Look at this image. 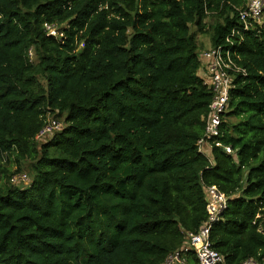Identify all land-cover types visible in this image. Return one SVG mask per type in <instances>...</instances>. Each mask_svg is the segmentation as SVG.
<instances>
[{"label": "trees", "instance_id": "1", "mask_svg": "<svg viewBox=\"0 0 264 264\" xmlns=\"http://www.w3.org/2000/svg\"><path fill=\"white\" fill-rule=\"evenodd\" d=\"M246 2L0 0V159L18 167L0 160V264H163L206 220L207 185L227 196L209 236L219 264H264V31L240 28ZM209 16L211 46L237 29L246 74L217 138L234 154L208 158L195 35ZM48 112L63 127L37 141Z\"/></svg>", "mask_w": 264, "mask_h": 264}, {"label": "built area", "instance_id": "2", "mask_svg": "<svg viewBox=\"0 0 264 264\" xmlns=\"http://www.w3.org/2000/svg\"><path fill=\"white\" fill-rule=\"evenodd\" d=\"M240 28L246 32L249 30L262 29L264 31V0H247L242 8L237 9ZM44 32L57 39L63 38L60 26L55 23H44ZM237 29L231 30L230 36L237 33ZM228 36L225 44L210 46L198 55L199 68L203 72V83L210 89L211 100L208 110L201 119L204 124L203 134L196 142L199 153L206 155L212 145L219 146L228 154H234L230 146L222 145L217 138L221 135L220 127L224 113L227 111L231 90L234 88V80L237 75H245L246 70L239 64L240 58L233 51L232 40ZM63 127L60 120L47 113L44 123L34 139L44 141L54 132ZM11 182L15 185L23 183L28 185L29 178L26 173L14 172L11 174ZM206 202V220L199 229L188 232L182 246L171 253L163 264H189L188 256H194L196 264H219L223 257L211 247L210 230L213 224L220 219V214L226 208L227 196L215 185L204 186ZM264 259V258H263ZM242 264H262L255 259H247Z\"/></svg>", "mask_w": 264, "mask_h": 264}, {"label": "rangeland", "instance_id": "3", "mask_svg": "<svg viewBox=\"0 0 264 264\" xmlns=\"http://www.w3.org/2000/svg\"><path fill=\"white\" fill-rule=\"evenodd\" d=\"M213 21H214V19H213L212 16L207 17L206 20H205V30H204V32H197L196 35H195V38H196V40L198 42V45H199L198 55L202 51L210 48V46H211L210 39H209V32L208 31H210V26L213 23ZM191 31L192 32H194V31L196 32V28L195 27H191ZM198 75L201 78L203 77V72H202V70L200 68L198 70ZM206 155L209 156L210 155L209 152H207ZM0 160H1V163L6 165V167L10 171H14V169H16V168L18 169L17 164H15L14 162L8 164L7 163L8 161H7L6 157L1 158ZM28 164H29V161L22 162V164H21V166H22L21 172L26 173L28 178H29V176H30L29 174L30 173H29L28 168H27ZM10 183L12 185L16 186V187L18 186V187H21V188H25L27 186V185H24L23 183H20L18 185L13 184L12 182H10Z\"/></svg>", "mask_w": 264, "mask_h": 264}]
</instances>
